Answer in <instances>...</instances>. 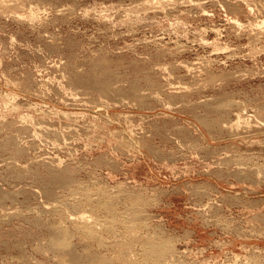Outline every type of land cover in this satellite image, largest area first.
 I'll return each mask as SVG.
<instances>
[{"label": "rangeland", "instance_id": "rangeland-1", "mask_svg": "<svg viewBox=\"0 0 264 264\" xmlns=\"http://www.w3.org/2000/svg\"><path fill=\"white\" fill-rule=\"evenodd\" d=\"M263 215L264 0H0V264H59L53 229L264 264Z\"/></svg>", "mask_w": 264, "mask_h": 264}, {"label": "bare ground", "instance_id": "bare-ground-1", "mask_svg": "<svg viewBox=\"0 0 264 264\" xmlns=\"http://www.w3.org/2000/svg\"><path fill=\"white\" fill-rule=\"evenodd\" d=\"M96 88L98 89V91H100L104 95H106V94L108 95V93H110L112 91L110 86H108L106 83H103L102 81L96 82ZM258 113L261 114V113H263V111L258 109ZM242 118H243V115H242V113H240L238 115V120L240 121V120H242ZM251 118L252 117H250L248 119L251 120ZM244 121H245V119H244ZM97 207H99V206H97ZM84 221H85V223L89 222L85 218H84ZM51 240H52L53 249L61 254V259L59 261V264H65L68 261L75 262V264H80L79 263L80 256L78 255V253L73 248L69 247L68 242H67V234L64 231L53 229L51 231ZM143 249H144V247H143ZM167 250H168V245H166V244L164 245V247L160 248V247L156 246L155 244L149 243L148 246L145 248V254H146L148 260L142 261L140 264H161L160 261L162 260V258L166 254ZM131 257H132V254H131ZM136 259L138 260V258H136ZM131 260H132V258L131 259L126 258V255H125V257L120 258V261L123 262L124 264H132ZM88 261L91 264H112L109 259L102 257V256H97V255L90 256L88 258Z\"/></svg>", "mask_w": 264, "mask_h": 264}]
</instances>
